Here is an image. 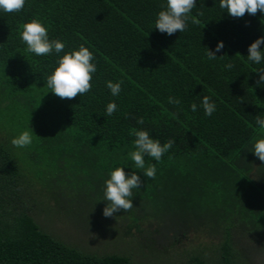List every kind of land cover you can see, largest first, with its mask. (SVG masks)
<instances>
[{"label": "trees", "instance_id": "obj_1", "mask_svg": "<svg viewBox=\"0 0 264 264\" xmlns=\"http://www.w3.org/2000/svg\"><path fill=\"white\" fill-rule=\"evenodd\" d=\"M166 3L26 0L20 13L0 11V114L10 129L0 125V264H139L120 253L84 251L46 231L30 167L11 145L24 131L32 132L31 146L40 156L56 154L63 163L77 148V174L78 168L87 169L81 173L94 187L91 198H104L101 185L115 168L135 171L143 185L133 190L130 217L118 219L129 222L130 233L142 235L147 223L173 246L181 242L180 233L202 234L209 225L223 235L217 252L205 246L201 251H208L180 264H248L237 252L241 235L264 236V161L252 151L264 139L255 123L257 116L264 118V84H257L264 61L255 64L247 56L249 46L264 37V13L233 18L220 0H197L191 15L200 23L189 20L186 31L169 36L155 29ZM33 19L48 28L50 40L65 43L61 53L26 51L22 26ZM220 42L224 48L215 53L218 58L208 59L207 50L215 52ZM81 45L95 56L92 90L61 99L46 80L58 60ZM229 63L231 70L224 67ZM107 81H123L118 96ZM204 96L216 104L211 117L204 113ZM169 97L181 103L169 104ZM111 102L118 110L107 116ZM141 117L143 125L137 123ZM133 129L148 131L161 144L175 140L160 162L144 157L146 167L156 166L154 180L134 169L128 156L136 150ZM69 143L76 147L67 149ZM149 207L154 216L148 215ZM149 216L152 222H145ZM168 219L176 222H162ZM153 221L177 230L161 233Z\"/></svg>", "mask_w": 264, "mask_h": 264}, {"label": "rangeland", "instance_id": "obj_2", "mask_svg": "<svg viewBox=\"0 0 264 264\" xmlns=\"http://www.w3.org/2000/svg\"><path fill=\"white\" fill-rule=\"evenodd\" d=\"M7 121L8 118L1 113L0 125H5V130L9 131ZM75 147L72 143L66 144L67 149ZM14 148L25 156L30 167L28 172L32 176V186L39 190L36 201L40 207L39 213L46 223V231L56 233L67 243L88 252L120 253L139 264H180L191 254L208 251H201L205 246L209 248V252H212L211 250L217 252L220 248L218 241L223 235L214 233L212 225H209L202 234L180 233L181 242L173 246L169 243L170 239H160V235H157L147 223L145 224L147 229L142 235L134 231L130 233L129 222L125 224L118 222V219H124L123 214L130 217L128 212L121 210L114 213L113 217L106 218L103 210L108 202L100 195L90 197V191L94 192V187L90 185L87 175L81 173L87 169L78 168L77 174V148L69 153L70 157L63 163L56 154L50 156L46 153L40 156L31 145L26 148ZM36 176L41 177L37 179ZM101 186L104 187L105 183ZM78 209L84 212L77 213ZM147 213L154 216L153 208L149 207ZM145 222H152V217L149 216ZM162 222L173 224L176 221L168 219ZM157 224H155L157 231L161 230L164 234L177 230L172 224L168 226H164V223ZM241 236L242 241L236 249L242 261L248 264H264V236L255 234L249 237ZM158 243L162 246L158 247Z\"/></svg>", "mask_w": 264, "mask_h": 264}, {"label": "clouds", "instance_id": "obj_3", "mask_svg": "<svg viewBox=\"0 0 264 264\" xmlns=\"http://www.w3.org/2000/svg\"><path fill=\"white\" fill-rule=\"evenodd\" d=\"M26 0H0V11L5 13H20L24 10ZM222 9L233 18H243L245 14L255 16L258 12L264 13V0H220ZM197 7V0H167L166 10L160 11L155 22V29L161 33H167L172 36L177 31L183 33L188 28V21L193 24H199L200 21L191 15L192 10ZM203 15V13H198ZM21 39L27 45L26 51L36 56H50L53 52L61 53L66 45L60 40H50L48 28L38 19L25 23L22 26ZM261 45H264V37L257 39L249 48L247 56L248 61L260 64L264 61V51H261ZM224 48L223 42H220L215 52L207 50V57L215 60L218 57L216 52ZM238 55V54H237ZM223 58V57H220ZM95 56L84 45L79 50L65 54L58 60V67L47 78V87L51 92L61 99H74L77 96H83L92 90V80L97 72V65L93 63ZM231 70L234 65L229 63L224 66ZM259 79L257 84H264V69L257 71ZM123 81L113 83L107 81L106 86L113 96H118L122 91ZM168 103L179 105V99L169 97ZM202 107L206 116L211 117L216 109V104L210 101L208 96H204ZM118 110L116 103L111 102L106 107V115L111 116ZM191 110L197 111V104H191ZM137 123L143 125L144 119L141 117ZM256 125L261 131H264V118L256 117ZM135 135V151L128 153L131 161L134 162V169L142 170L147 178L152 180L156 177V166L145 165V156L153 158L160 162L163 156L169 152L175 144L174 139H169L161 144L158 139H153L146 130H132ZM33 142L32 132L24 131L19 136L11 140V144L16 148L29 147ZM260 161H264V139H259L254 144L253 150ZM143 181L141 177L133 171L131 174L126 173L124 167H117L110 173V178L105 181L104 201L107 206L103 210L106 218L113 217L114 213L130 212L133 205V190L141 189Z\"/></svg>", "mask_w": 264, "mask_h": 264}, {"label": "crops", "instance_id": "obj_4", "mask_svg": "<svg viewBox=\"0 0 264 264\" xmlns=\"http://www.w3.org/2000/svg\"><path fill=\"white\" fill-rule=\"evenodd\" d=\"M247 184V183H246ZM241 188H240V186L238 185V188H237V191H239ZM242 190V189H241Z\"/></svg>", "mask_w": 264, "mask_h": 264}]
</instances>
